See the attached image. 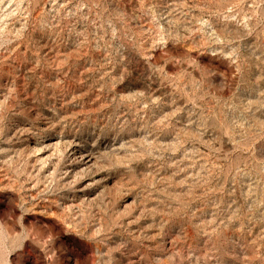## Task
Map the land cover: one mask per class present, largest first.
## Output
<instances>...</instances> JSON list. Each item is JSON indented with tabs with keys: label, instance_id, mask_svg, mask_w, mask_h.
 Returning a JSON list of instances; mask_svg holds the SVG:
<instances>
[{
	"label": "rangeland",
	"instance_id": "obj_1",
	"mask_svg": "<svg viewBox=\"0 0 264 264\" xmlns=\"http://www.w3.org/2000/svg\"><path fill=\"white\" fill-rule=\"evenodd\" d=\"M0 264H264V0H0Z\"/></svg>",
	"mask_w": 264,
	"mask_h": 264
},
{
	"label": "bare ground",
	"instance_id": "obj_2",
	"mask_svg": "<svg viewBox=\"0 0 264 264\" xmlns=\"http://www.w3.org/2000/svg\"><path fill=\"white\" fill-rule=\"evenodd\" d=\"M73 149H74V148H73ZM81 153H82V152H81ZM82 155H83V154H81L80 157H81ZM86 155H87V154H86ZM74 158H75V157H74ZM87 159H88V158H87ZM84 160H85V159H84ZM84 160H83V162H84ZM78 162H79V161H78ZM84 164H85V163H84ZM86 164H87V163H86ZM86 164H85V165H86Z\"/></svg>",
	"mask_w": 264,
	"mask_h": 264
}]
</instances>
